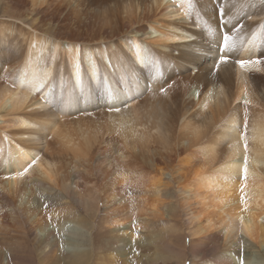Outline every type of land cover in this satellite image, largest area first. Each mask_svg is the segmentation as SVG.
<instances>
[{"label": "bare ground", "instance_id": "obj_1", "mask_svg": "<svg viewBox=\"0 0 264 264\" xmlns=\"http://www.w3.org/2000/svg\"><path fill=\"white\" fill-rule=\"evenodd\" d=\"M193 3L0 0V264H264V2Z\"/></svg>", "mask_w": 264, "mask_h": 264}, {"label": "snow or ice", "instance_id": "obj_2", "mask_svg": "<svg viewBox=\"0 0 264 264\" xmlns=\"http://www.w3.org/2000/svg\"><path fill=\"white\" fill-rule=\"evenodd\" d=\"M262 2H264V0H262ZM195 7H196V5L193 3V0H186V5H182V8H183L185 15H190L194 11ZM217 14L219 17L220 39H219L218 43L216 44V47L219 50V55H218V58L215 60L213 72H215V70L218 69L221 65L227 64L229 62L228 53H230L233 49H235L237 47V43H238V41L234 38L236 33L233 32L232 34H229V31L225 30L226 26L228 24L232 23L231 17H229L227 20L222 18L223 7L217 9ZM261 27L264 28V22L261 23ZM249 43L253 46H255L257 44V36H256L255 32L252 33V39L249 41ZM145 62H150V61L146 59ZM234 62L239 67L246 68V67H251V66H255L257 64L264 63V59H260V58L236 59ZM77 68H79V65H77ZM45 78H47V73L45 74ZM44 86L45 85L42 82L39 87L43 88ZM37 91H39V89H37ZM220 94L223 95V90H221ZM117 95H118V93H117ZM117 95H116L115 99L117 98ZM211 97H212V93L210 92L209 98H211ZM44 98L47 99L48 97L45 96ZM109 99L115 100V99H113L112 93H109ZM204 107H207V103H205ZM38 159H40V157L37 156L35 160L37 161Z\"/></svg>", "mask_w": 264, "mask_h": 264}, {"label": "rangeland", "instance_id": "obj_3", "mask_svg": "<svg viewBox=\"0 0 264 264\" xmlns=\"http://www.w3.org/2000/svg\"><path fill=\"white\" fill-rule=\"evenodd\" d=\"M161 245H162V243H161ZM186 245H188V243H186ZM196 246L197 245L187 246L188 248H187V250L185 249V253L179 255L181 258L178 257V259H181V260H177V257H176V259L175 258H173V259L166 258L164 260L160 259L157 257L158 256L157 251L155 250V248L152 247L148 250L139 251L137 253V256L134 258V261H135V264H170L175 259L176 263H174V264H179V263L180 264H199L200 262L204 261L205 258L203 260L202 259L200 260V259L193 258V256L191 254H189V251L194 249ZM200 247H202V246H200ZM99 248H101V246ZM108 249L111 250L112 246H110ZM108 249L98 251L95 255L92 256L91 260L87 264H110V256L107 254ZM115 252H114V255H115ZM117 254H118V252H117ZM176 255H177V253H176ZM141 257L144 259L140 261L139 258H141ZM121 259L122 258L119 257L120 261H121ZM15 263L16 264H39L38 260L33 255H32V257H28V256L21 257L19 260H15ZM49 264H52V263L49 262ZM120 264H121V262H120Z\"/></svg>", "mask_w": 264, "mask_h": 264}]
</instances>
